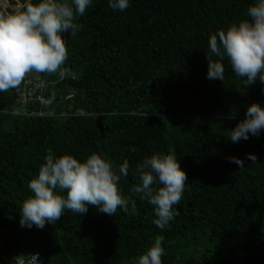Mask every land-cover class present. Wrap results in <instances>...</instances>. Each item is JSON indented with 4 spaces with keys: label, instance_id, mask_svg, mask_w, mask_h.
I'll list each match as a JSON object with an SVG mask.
<instances>
[{
    "label": "trees",
    "instance_id": "1",
    "mask_svg": "<svg viewBox=\"0 0 264 264\" xmlns=\"http://www.w3.org/2000/svg\"><path fill=\"white\" fill-rule=\"evenodd\" d=\"M7 1V13L26 3ZM256 2L129 0L121 12L92 0L75 17L76 34L62 33L66 75L39 73L53 116L27 117L36 108L27 104L22 114L17 88L0 92V264L35 254L45 264H138L157 236L164 237L162 264H264V131L232 143L225 125L244 120L253 103L264 107V84L246 86L227 57L224 80L206 78L211 35L248 19ZM49 149L81 161L99 154L117 173L127 160L117 186L129 212L109 216L90 205L83 216L65 209L43 229L21 227L28 184ZM153 154H173L188 176L165 229L153 223L155 206L132 191L136 165Z\"/></svg>",
    "mask_w": 264,
    "mask_h": 264
},
{
    "label": "clouds",
    "instance_id": "2",
    "mask_svg": "<svg viewBox=\"0 0 264 264\" xmlns=\"http://www.w3.org/2000/svg\"><path fill=\"white\" fill-rule=\"evenodd\" d=\"M91 5L92 0H72L71 4L66 0H26L23 8L16 6L14 13L1 8L0 92L18 88L32 72H58L63 78L67 69L62 65L68 50L62 33L75 35L78 29L75 17L82 16ZM109 7L123 12L129 7V0H109ZM246 15L248 19L211 35L206 53L207 79L224 80L225 68L220 61L227 57L234 73L245 79L246 86L257 81L264 84V0L249 6ZM213 56L220 60H213ZM43 95L46 105L41 109L50 114L30 116L29 111L27 117L53 116V110L48 108L51 100L48 101L45 92ZM261 131H264V107L253 103L247 109L246 118L231 129L228 139L236 143L247 140L250 135L259 136ZM249 159L256 163L254 154ZM45 161L38 176L28 184L33 195L20 209L21 227L43 229L46 223L55 224L60 220L65 209L83 216L90 205L109 216H114L118 208L126 214L129 212V202L117 186L121 175L127 177L129 173L127 160L119 166V174L112 163L96 153L81 161L70 154L55 158L49 149ZM229 163L241 169L245 166L237 157H230ZM134 175L140 183L132 191L142 194L141 199L155 206L157 219L153 223L165 229L174 219L173 206L181 200L188 180L186 172L173 154H153L136 165ZM60 192H66V196ZM131 212H136L135 203ZM163 239L157 236L154 244L139 257L138 264H162Z\"/></svg>",
    "mask_w": 264,
    "mask_h": 264
},
{
    "label": "built area",
    "instance_id": "3",
    "mask_svg": "<svg viewBox=\"0 0 264 264\" xmlns=\"http://www.w3.org/2000/svg\"><path fill=\"white\" fill-rule=\"evenodd\" d=\"M47 88V87H46ZM46 91L44 84L41 82L40 75L37 72L29 73L21 85L15 90L14 96L16 102L19 106L23 107V112L25 114V109L27 104L34 105L29 112L30 116L34 115H49L50 113L43 112L42 106L46 105V100L44 97V92ZM37 104V106H36ZM17 264H44V259L39 255L35 254L27 261H19Z\"/></svg>",
    "mask_w": 264,
    "mask_h": 264
},
{
    "label": "water",
    "instance_id": "4",
    "mask_svg": "<svg viewBox=\"0 0 264 264\" xmlns=\"http://www.w3.org/2000/svg\"><path fill=\"white\" fill-rule=\"evenodd\" d=\"M212 117H220V114H217V115H212ZM72 121L71 118H68V120L66 121V124L68 125L70 122ZM102 119L101 118H97L96 119V122H95V128L97 129L98 131V134L103 138L104 137V133L107 131L106 128H104L102 126ZM239 120H233V121H228V122H225V125L228 126L231 129H234L236 127V124H238Z\"/></svg>",
    "mask_w": 264,
    "mask_h": 264
},
{
    "label": "rangeland",
    "instance_id": "5",
    "mask_svg": "<svg viewBox=\"0 0 264 264\" xmlns=\"http://www.w3.org/2000/svg\"><path fill=\"white\" fill-rule=\"evenodd\" d=\"M8 5L7 0H0V8L5 9Z\"/></svg>",
    "mask_w": 264,
    "mask_h": 264
}]
</instances>
